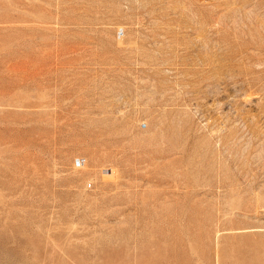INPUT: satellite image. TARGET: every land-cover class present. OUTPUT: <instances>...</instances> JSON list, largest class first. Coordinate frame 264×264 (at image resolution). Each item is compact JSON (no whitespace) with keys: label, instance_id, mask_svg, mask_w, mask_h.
<instances>
[{"label":"rangeland","instance_id":"1","mask_svg":"<svg viewBox=\"0 0 264 264\" xmlns=\"http://www.w3.org/2000/svg\"><path fill=\"white\" fill-rule=\"evenodd\" d=\"M0 264H264V0H0Z\"/></svg>","mask_w":264,"mask_h":264}]
</instances>
